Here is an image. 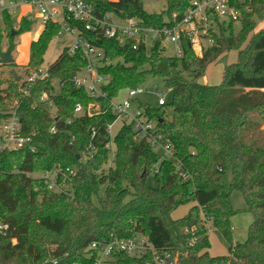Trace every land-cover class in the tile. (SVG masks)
I'll use <instances>...</instances> for the list:
<instances>
[{
    "label": "trees",
    "instance_id": "trees-1",
    "mask_svg": "<svg viewBox=\"0 0 264 264\" xmlns=\"http://www.w3.org/2000/svg\"><path fill=\"white\" fill-rule=\"evenodd\" d=\"M28 1L8 0L15 5ZM88 1L100 14L135 18L161 28L171 26L174 17L179 19L192 0H164L158 14L146 13L139 0ZM230 6L238 12L236 20L220 21L216 14L209 15L204 38L211 44L199 57L186 43L182 57L175 58L165 56L159 42L133 50L129 42L99 41L86 34L104 53L96 66L109 79L102 87L104 98L90 97L72 86L71 76L85 62L79 52L69 56L66 48L50 66L49 77L37 82L27 98L20 97L14 77L0 80V117L13 99H19L23 134L37 132L30 145L0 155V213L9 225L8 233L0 237V264L82 263L90 243L136 234L148 237L158 250L171 251L178 264H264V28L253 32V17L264 18V0H230ZM0 20V54L3 39L11 54L13 39L30 31L31 23L21 18L13 36L6 9L0 8ZM235 22L240 23L236 33ZM59 29L46 23L30 43L26 67L43 64ZM230 51L236 52L237 60L224 68L222 84L200 83L205 69ZM146 76L161 78L172 93L165 106L139 107L171 144L186 180L171 159L160 160L146 141L133 139L132 123L122 124L114 135L115 156L105 167L107 127L115 118L110 101L122 90L139 87ZM44 93L56 110V135L49 134L54 120L47 103L40 100ZM89 104L96 107L91 116L74 115L76 105L86 109ZM89 145L96 151L84 159ZM54 166L74 173L68 178L72 197L52 192L43 181L26 175ZM228 167L231 180L226 186L222 174ZM151 173L156 188L147 184ZM232 190L242 194L252 216L244 242L232 240L230 220L236 214L230 203ZM187 205L183 217L166 221V213ZM207 224L228 242L226 255L209 254ZM121 261L133 264L128 258Z\"/></svg>",
    "mask_w": 264,
    "mask_h": 264
},
{
    "label": "built area",
    "instance_id": "built-area-1",
    "mask_svg": "<svg viewBox=\"0 0 264 264\" xmlns=\"http://www.w3.org/2000/svg\"><path fill=\"white\" fill-rule=\"evenodd\" d=\"M34 10L36 18L40 22L42 29L46 23H55L59 26L57 36L67 35L72 40V45L67 49L69 56L79 52L85 62V66L73 73L70 78L72 86L82 89L93 98H104L106 94L102 87L108 83V77L99 74L96 66L104 59L103 50L92 44L85 35L90 34L98 39H116L121 44L129 42L132 49L136 50L139 46L147 49V42L151 45L159 42L163 50L172 45L171 57L181 58L183 55V44L190 45V49L198 57L201 56L204 48V37L208 35L209 15L216 14L220 21L236 20L238 12L230 6V0H192L185 13L179 18H173L171 26L155 28L145 25L135 18H118V22L111 19L113 14H100L88 0H30L24 4ZM14 4L9 3L5 6L4 0H0V8L9 9ZM73 23V24H72ZM75 24V26H74ZM76 25H81V28ZM56 36V37H57ZM167 56V55H166ZM53 64V63H52ZM51 64V65H52ZM38 68L26 67L19 77L18 86L22 99L30 96L32 88L39 81H44L49 77L50 66ZM128 99L122 103L110 101V108L114 114V121L108 125L107 133L109 142L105 148L109 151V163L115 156V145L111 133L114 123L118 120L122 124H128L130 115L128 113L131 102L138 95L143 93L139 87L127 89ZM157 106L166 105L164 95H158ZM118 97V96H117ZM41 101L47 103L50 108V116L54 120L49 129V134L56 135L58 128L55 118V107L46 93L41 96ZM20 100L13 99L8 110L0 117V155L22 149L32 143L37 132L24 135L19 115ZM96 107L88 105L85 109L81 105H76L74 115H92V109ZM138 118H134L130 123L133 125V139L135 141H146L151 148L160 146L164 151V158L171 159L179 176L186 180L187 174L180 171V162L173 157L171 144L166 141L160 133L156 131V123L149 121L144 116L142 108L139 107ZM142 120H139L141 119ZM70 124V120L66 121ZM91 137L94 131L90 129ZM73 140V137L71 138ZM33 149V148H32ZM95 148L89 145L86 149L84 159L92 157ZM169 156V158H168ZM107 166H110L109 164ZM32 179H39L44 182L48 190L56 193L67 194L72 197L73 190L68 178L74 175L69 169H62L54 166L50 170L31 172L26 174ZM9 230L8 223L0 213V237H4ZM128 258L133 264H178V258L169 250H158L153 243L142 234H136L131 238H113L106 242H92L84 250L83 262H72L69 264H123L121 258ZM52 264H57L51 261Z\"/></svg>",
    "mask_w": 264,
    "mask_h": 264
},
{
    "label": "rangeland",
    "instance_id": "rangeland-1",
    "mask_svg": "<svg viewBox=\"0 0 264 264\" xmlns=\"http://www.w3.org/2000/svg\"><path fill=\"white\" fill-rule=\"evenodd\" d=\"M102 2H107L108 0H100ZM142 4L143 10L148 14H158L164 9V0H139ZM5 6H9L8 0H4ZM24 7V8H23ZM11 18V25L13 28L14 35H16V31L19 29V22L21 18H26L27 21L31 23V31L23 33L20 36H16L13 39V51L11 52V57L13 58V65L9 66L1 63L0 60V80H8L16 75H22L26 69V65L29 59V42L35 37V33L38 32V26L40 22L36 19L35 12L33 9L24 5H15L10 6V8L6 9ZM26 12L24 15L22 13ZM29 12L33 14H29ZM22 15V16H21ZM21 16V17H20ZM20 17V19H18ZM18 19V20H17ZM111 19L113 21L118 22V18L114 15H111ZM2 21V20H0ZM253 21L255 23V28L253 32H257L264 28V18L259 19L256 16L253 17ZM37 25V26H36ZM3 26V24H2ZM6 30V28H4ZM240 29V23L235 22L233 24L234 33L238 32ZM40 30L41 25H40ZM252 32V33H253ZM39 37V36H38ZM38 39V38H37ZM210 42H204L205 46L210 45ZM72 45V40L67 35L57 36L49 43L48 48L43 56V67H48L52 63H54L63 49L68 48ZM147 49L151 47V43L147 42ZM8 47V43L6 39H3L1 42V53L6 52ZM168 49L163 50V54L166 56L172 55V45L167 46ZM194 55H196L194 53ZM197 56V55H196ZM237 60L236 52L230 51L222 54L216 61L210 64L202 74V76L198 79L200 83H205L210 86H219L222 84L223 80V71L224 68L232 63H235ZM143 69H146L144 67ZM187 77V75L185 74ZM140 89L143 90L141 95H138L131 102V107L128 110L129 115L131 116L129 119L132 121L134 118H138L137 114L139 113V106H147L150 108H157L158 95L163 94L166 103H169L172 99V93L170 90L165 88V84L163 80L159 77L146 76L145 81L139 86ZM128 99V90H122L119 92L118 97H116L113 102L114 103H122ZM11 104V103H10ZM93 106L94 104H89ZM10 106V105H9ZM139 120H142L139 119ZM123 121H116L112 127L111 133L114 136L116 132L119 130ZM156 153L158 158L162 160L164 158V151L160 146H156L152 148ZM110 158V156H109ZM169 158V156H168ZM109 163V161H108ZM108 163L105 167H107ZM112 165V162L109 163ZM110 165V166H111ZM231 180V170L230 168H226L222 174V182L224 185L229 186ZM147 184L150 188H156L158 183L153 174H149L147 178ZM104 188L102 187L99 191V197L103 196ZM94 202L98 204L97 197L93 198ZM230 203L233 210L236 211V214L231 218V230H232V240L233 242H244L247 238V233L249 226L252 222V216L247 210V205L245 200L243 199L242 194L237 190H232L230 195ZM190 206H181L177 210L166 213L165 219L168 223H172L174 220L183 217L188 208ZM208 230V239L210 243L209 254L211 256H222L226 255L228 252V242L221 236L219 232H217L214 228L206 225Z\"/></svg>",
    "mask_w": 264,
    "mask_h": 264
},
{
    "label": "water",
    "instance_id": "water-1",
    "mask_svg": "<svg viewBox=\"0 0 264 264\" xmlns=\"http://www.w3.org/2000/svg\"><path fill=\"white\" fill-rule=\"evenodd\" d=\"M12 35H14V32H12ZM188 47H190L189 44H188ZM0 60H1V63L5 65L13 64V58L11 57V54L8 52H2L0 54ZM14 79L16 82L19 81V77L16 74H14Z\"/></svg>",
    "mask_w": 264,
    "mask_h": 264
},
{
    "label": "crops",
    "instance_id": "crops-1",
    "mask_svg": "<svg viewBox=\"0 0 264 264\" xmlns=\"http://www.w3.org/2000/svg\"><path fill=\"white\" fill-rule=\"evenodd\" d=\"M18 6H19V5H18ZM24 6H26V5H24ZM23 8H24V7H23ZM29 8H30V7H29ZM25 13H26V12L22 13V15H24ZM29 14H33V13L29 12ZM22 15H21V16H22ZM21 16H20V17H21ZM33 16L36 17V15H34V14H33ZM20 17H19L18 19H20ZM18 19H17V20H18ZM36 19H37V18H36ZM36 26H37V25H36ZM41 29H42V27H41ZM42 30H43V29H42ZM30 31H31V30H30ZM41 32H42V31L40 30V25H39V26H38V32L35 33V37L32 39V41H36L37 38H38V36L40 35ZM32 41H30L29 43H31ZM29 46H30V44H29ZM204 84H205V83H204Z\"/></svg>",
    "mask_w": 264,
    "mask_h": 264
}]
</instances>
